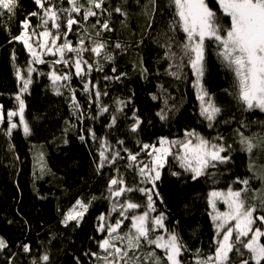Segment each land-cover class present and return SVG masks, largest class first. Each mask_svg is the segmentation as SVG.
Wrapping results in <instances>:
<instances>
[{
	"label": "trees",
	"instance_id": "trees-1",
	"mask_svg": "<svg viewBox=\"0 0 264 264\" xmlns=\"http://www.w3.org/2000/svg\"><path fill=\"white\" fill-rule=\"evenodd\" d=\"M208 2L219 15L215 0ZM55 3L60 8L70 7L68 0H55ZM85 6L88 5L85 3ZM153 7L149 0H105L103 14L101 9H94L98 15L87 21H83V8L80 13H73L81 24L73 25L71 31L61 16L59 31L67 33L73 47L78 46L81 37L85 39V47L94 46L93 41H103L113 57L109 61L91 52L82 53L93 64L85 79L75 75L72 62L75 53H65L68 64L55 63L59 57L54 55H46L45 63L41 64L33 61L22 41L13 39L23 31L21 22L26 18L37 34L43 31L38 27L39 15H29L32 12L42 15L43 10L34 0H19L14 15L0 9L4 13L0 16V106L3 111L0 237L7 242V247L0 250V264H104L92 253L105 255L99 242L109 235L107 225L122 218L119 206L129 201L140 204V208L124 213L130 217L143 213L147 204V196L139 191L113 197L109 191L112 178H123L133 189H154L151 195L156 211L150 216L163 213L168 231L155 229L153 235L177 234L187 249L180 257L182 264H196L202 257L214 253L216 241L221 238L212 220L211 192L240 190L245 186L239 181L248 179L249 191L244 194L247 203L257 205L254 215H264V208L260 207V197L264 195V179L260 178L264 175V111L248 109L238 99L234 74L216 55L215 45L206 41L203 85L209 95L205 99L221 110L209 127V121L201 115L194 72L187 57L180 59L185 33L179 27L174 33L169 30L174 9L169 6V0H156L155 11ZM116 8L122 11L116 12ZM106 21L110 31L102 28ZM228 22L224 18V23ZM93 24L96 26L92 27ZM49 29L55 34L51 21ZM117 43L121 48L115 47ZM29 66L36 71L32 73L28 91L21 97L25 103V120L31 129L25 135L22 125L16 122L17 117L9 120L7 113L18 111L16 96L21 81L17 71L25 75ZM53 71L58 75L68 74L71 79L54 81ZM172 72H177L179 78L171 75ZM106 76L111 79L105 80ZM88 79L93 84L98 82L99 100L94 94L85 93ZM72 89L79 110L74 107ZM117 101L125 104L118 105ZM103 106L109 111L101 113ZM118 107L123 110L117 111ZM134 113L141 123L132 131ZM161 114L166 119H161ZM113 115L116 123L109 127ZM12 123L18 126L9 132ZM193 130L210 142L223 145L226 151L222 155L230 156V160L209 167L205 175L193 179L194 173L174 158L182 149L173 146V154L166 158L155 185L143 180L137 164L151 165V157L146 154L150 149L142 150V145H159L162 137L183 140L185 132ZM239 133L254 138L258 146L251 153L241 143ZM192 139L195 143V138ZM102 150L108 160L100 167ZM116 152L119 156L109 163ZM129 153H139L136 163L129 161ZM130 163L133 167L128 166ZM111 187L112 191L118 190L117 186ZM77 200L90 202L88 211L81 221L65 224V216ZM113 205L116 211H112ZM102 214L106 217L103 222L99 220ZM102 223L105 224L103 232L99 230ZM130 227L131 221L125 219L119 234L123 235ZM254 227L264 226L257 221ZM114 242L117 246H126L120 241ZM261 242L264 243V237ZM24 245L30 250L26 252ZM153 250L163 256V249L143 242L129 254L140 257L142 264H151L147 256ZM240 251L243 257L235 250L230 253L232 264H240L241 259L247 258V250ZM45 254L48 261L41 259Z\"/></svg>",
	"mask_w": 264,
	"mask_h": 264
},
{
	"label": "snow or ice",
	"instance_id": "snow-or-ice-1",
	"mask_svg": "<svg viewBox=\"0 0 264 264\" xmlns=\"http://www.w3.org/2000/svg\"><path fill=\"white\" fill-rule=\"evenodd\" d=\"M35 4L42 9V15L38 12H32L30 16L40 17V25L43 31L37 34L36 28H31L30 20L25 19L21 22L23 31L19 35L13 37L14 40L22 41L27 47L28 52L33 57V61H38L43 64L45 61L41 58L42 52H38L30 41L33 37L43 38L42 42L38 43L40 49H46L51 55L60 56V60L55 63L68 64L69 61L64 59L65 53H75V58L72 61L75 67V75L81 79L88 77L93 70V64L89 63L82 56L84 52L94 53L96 57H101L105 60H112L113 57L107 52V44L103 41H93L92 47H85V39L81 37L77 47H73L71 41L67 39V33H61V16L66 20V27L71 31L73 25L81 24L72 14L80 13L82 8L83 21H87L89 17L97 16L94 9H101L103 14V4L105 0H85L88 5L81 3L80 0H68L70 7L60 8L55 3V0H34ZM154 6L155 11L156 0H149ZM19 0H0V9L7 10L9 14L15 13ZM218 4L219 12L210 7L208 0H169V6L174 9L173 19L169 24V30L173 33L179 27L185 33V39L181 45L183 55L180 59L183 61L187 57V61L193 70L196 80L194 87L197 89V97L201 101V115L209 121V127L212 126V121L220 113V108L216 107L211 100L205 103V98L208 97V92L202 83L205 73V50L206 41L213 43L217 49L216 55L224 64V66L234 74V83L237 89L238 99L247 106L248 109L259 108L264 111V0H215ZM47 5V7H45ZM116 12H121V8H116ZM4 13L0 12V16ZM126 15V13H125ZM224 18H228V23H224ZM51 21L52 29H55V34L49 29V22ZM96 23H100L97 20ZM96 25L93 24L92 27ZM102 28L111 30L109 22H104ZM98 35V34H97ZM63 37V43L57 44ZM116 48H121L117 43ZM170 47V45H169ZM174 55V54H173ZM98 63V62H97ZM102 71V68H98ZM36 71L35 68L29 66L25 75L21 71H17V76L21 81L19 93L16 96L18 101V111H9L7 116L9 120L14 116H19L20 123L23 127L25 135L31 132L28 122L25 120L24 111L25 103L21 98L24 93L28 91L29 85L32 83V73ZM115 72V68L112 69ZM146 71V69H145ZM171 75L177 76V72H172ZM54 81L70 80L71 76L68 74L58 75L55 71L52 72ZM117 76L115 79H119ZM179 78V77H178ZM111 77H105V80ZM72 99L74 107L79 110V102L75 99V90L72 89ZM85 93L94 94L99 100L101 91L97 84H93L90 79L84 85ZM107 95L106 92L103 93ZM155 98V97H154ZM118 105H124L125 101H117ZM117 111H122V107H118ZM101 113L108 112L107 106L100 109ZM135 122L132 125V131H135L141 120L138 116L133 114ZM161 119H166V116L161 114ZM3 121L2 106H0V122ZM116 123V116H112V121L109 127ZM18 125L12 123L9 129L16 128ZM241 143L246 145V150L251 153L258 145L254 142L253 137H246L243 133H239ZM93 139L95 134L92 133ZM195 138L196 142L193 143ZM81 140L84 136L80 137ZM222 139V137L220 138ZM122 144L123 141H118ZM159 147L156 145L143 144L142 150L151 149V152L146 154L151 157V166L149 163H143L139 168V174L145 181H150L153 185L160 178V169L166 163V158L173 154V146H178L182 151H178L174 158L178 159L186 170L194 173L193 179L205 175L209 167H216L217 163H227L230 156L221 155L226 149L223 145L215 144L193 131L185 132L183 140H168L167 138H160L158 141ZM127 151V149H125ZM119 156V152L111 157L108 161L112 163ZM139 153L128 154L129 161L136 163ZM101 164L108 160L105 156V151L100 152ZM133 163L128 166L133 167ZM264 179V175L260 177ZM239 183L245 187L240 190L233 191L228 189L227 194L223 192L213 191L210 193V203L213 210L216 212L212 216V220L216 221L217 236L221 237L216 241L214 253L202 257L197 261V264H232L230 260V253L234 250L241 256L244 253L240 251L241 248L247 250V258L241 259L240 264H262L264 262V243L261 238L264 237V227H254L257 221L264 226V215H254L257 212L256 204H249L244 194L249 191L247 185L248 179L240 180ZM111 186H117L118 190L112 191ZM154 189H145L137 187L135 189L128 187L123 178L110 180L109 191L113 197H120L125 192L139 191L147 196L146 210L141 215L125 216L124 213L131 209H138L140 204L127 202L121 204L120 215L115 224L107 225L108 237L99 242V247L104 250L105 255L100 257L97 253H92L98 259H102L104 264H142L141 258L132 256L129 253L141 247L142 242L148 245H154L156 249H163V256L157 255L153 250L147 256L151 264H182L180 259L183 251H186V246L180 242V239L175 233H168L167 239L163 235H153L155 229L165 228V216L161 213L158 216L151 217L150 214L155 212L154 201L151 193ZM158 195V193H157ZM92 199H95L93 197ZM217 199L223 200L227 206L228 211H216ZM89 203H84L82 200H77L72 209L68 211L65 216L64 223L69 221H79L83 219L84 214L88 211ZM260 207L264 208V195L260 197ZM116 205H113L112 211H116ZM125 219L131 221V227L123 235L119 234V229L124 223ZM100 221H105V215L99 217ZM234 222V224H231ZM226 225H230L225 227ZM101 232L105 231V224L99 226ZM235 234V236H234ZM114 241H120L126 246H117ZM239 245V247H237ZM7 247V242L0 237V250ZM24 250L29 251V246L24 245ZM111 257V259H110ZM43 261H48L47 254L41 257ZM35 264V262H34Z\"/></svg>",
	"mask_w": 264,
	"mask_h": 264
},
{
	"label": "rangeland",
	"instance_id": "rangeland-1",
	"mask_svg": "<svg viewBox=\"0 0 264 264\" xmlns=\"http://www.w3.org/2000/svg\"><path fill=\"white\" fill-rule=\"evenodd\" d=\"M43 41V38L42 37H40L39 38V40H37V37H33V40L32 41H30V43H33V46L36 48V50L38 51V52H42L43 54H42V56H41V58L43 59V60H45V56L47 55V56H49V55H51V54H49L48 52H47V50L46 49H40L39 47H38V43L39 42H42ZM60 43V41H58L57 42V44H59ZM55 57H59L58 59L60 60V56H59V54L57 53L56 55H54ZM36 62H38V61H36ZM195 75V74H194ZM195 80H196V77H195ZM202 83H203V80H202ZM205 103H207V101H206V99H205ZM17 117V121L16 122H18L19 124H21L20 123V120H19V116L17 115L16 116ZM160 145H156V147L158 148ZM150 152H151V149H150ZM221 155H222V153H221ZM151 166V165H150ZM160 174H161V169H160ZM217 192H223V193H225V194H227V191H217ZM211 204V203H210ZM73 208V207H72ZM71 208V209H72ZM211 209H212V216L213 215H215L216 214V212L213 210V208H212V206H211ZM216 211H219V212H225V211H228V206H227V204L223 201V200H220V199H217V201H216ZM141 214H143V213H140V214H138V215H141ZM79 221H81V220H79ZM214 223H215V227H216V221H214ZM231 224H234V222H231ZM228 226H230V225H226L225 227H228ZM161 235H163L164 237H165V239H167V236H168V233L167 234H161ZM235 235V234H234ZM197 264V263H196Z\"/></svg>",
	"mask_w": 264,
	"mask_h": 264
}]
</instances>
